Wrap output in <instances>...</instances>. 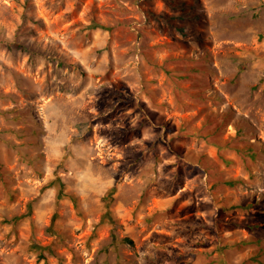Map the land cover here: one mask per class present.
<instances>
[{"label": "rangeland", "instance_id": "1", "mask_svg": "<svg viewBox=\"0 0 264 264\" xmlns=\"http://www.w3.org/2000/svg\"><path fill=\"white\" fill-rule=\"evenodd\" d=\"M0 264H264V0H0Z\"/></svg>", "mask_w": 264, "mask_h": 264}, {"label": "trees", "instance_id": "2", "mask_svg": "<svg viewBox=\"0 0 264 264\" xmlns=\"http://www.w3.org/2000/svg\"><path fill=\"white\" fill-rule=\"evenodd\" d=\"M88 27L89 28H103L102 26H100V24L96 22H92Z\"/></svg>", "mask_w": 264, "mask_h": 264}]
</instances>
